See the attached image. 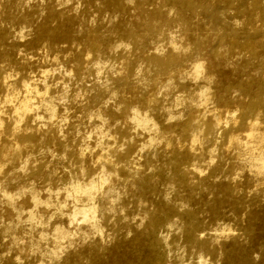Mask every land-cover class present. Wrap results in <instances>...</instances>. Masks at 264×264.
Segmentation results:
<instances>
[{
    "label": "rangeland",
    "instance_id": "obj_1",
    "mask_svg": "<svg viewBox=\"0 0 264 264\" xmlns=\"http://www.w3.org/2000/svg\"><path fill=\"white\" fill-rule=\"evenodd\" d=\"M189 1L0 0V264H264V0Z\"/></svg>",
    "mask_w": 264,
    "mask_h": 264
},
{
    "label": "bare ground",
    "instance_id": "obj_2",
    "mask_svg": "<svg viewBox=\"0 0 264 264\" xmlns=\"http://www.w3.org/2000/svg\"><path fill=\"white\" fill-rule=\"evenodd\" d=\"M173 1H174V4L179 8V10H181V12L182 11L194 12V10L196 8H198L201 11H203L204 13H206V12L208 13L209 10H210V8L208 7V5H205V4H202V3L200 5H198V6H196L194 4V2L189 1V0H173ZM208 1H212V0H208ZM260 4H261L260 3V0H251L250 7H251L252 10H259L261 8L260 7ZM209 15H210L212 21L215 24L218 23V20H217L216 16H213L212 14H209ZM149 28L150 27L148 26V30H149ZM94 40H96V38ZM254 45L255 44L250 39H247L245 41L244 45H243V48L247 52H253L255 50V46ZM92 46H95V41H93ZM153 62L156 63V64H158V66L160 64L164 65L160 61H153ZM167 63H169V65H172L171 64V59L170 60L168 59L167 60ZM199 69H200V67L198 66V67L195 68V71L198 72ZM263 99H264V88H261L259 90V92L256 94V96L253 98L252 102L248 105V107L246 108V110H245V112L243 113L242 116H245V114L246 115L255 114L257 108H259L261 106H264ZM187 130H188V127H184L183 131L184 132H187ZM20 138L25 140V137H17V139H20ZM261 167L264 168V158H263V161L261 162ZM93 186L90 187V188H84V189L83 188H80V187H76L74 189V193H76V194L77 193H80V194L81 193H86V194H88V193H90L91 190H95L94 188H96V187H93ZM80 213H82V215H81L82 221H87V220L93 219L94 218V214H95L94 211H93V209H90L88 211H82ZM74 215H76V213Z\"/></svg>",
    "mask_w": 264,
    "mask_h": 264
}]
</instances>
